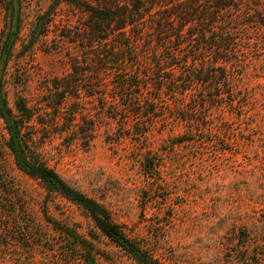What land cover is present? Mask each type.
<instances>
[{
  "label": "rangeland",
  "instance_id": "1",
  "mask_svg": "<svg viewBox=\"0 0 264 264\" xmlns=\"http://www.w3.org/2000/svg\"><path fill=\"white\" fill-rule=\"evenodd\" d=\"M53 4L0 0V76L10 104L25 97L56 133L68 111L58 124L39 103L55 77L69 73V55L78 47L65 35L84 15L61 3L50 33L31 46L38 17ZM246 35L253 49L263 46L264 27L253 24ZM263 53L262 60L252 53L235 106L206 112L211 122L159 121L138 138L136 120L122 127L103 115L97 99L86 98L83 108L97 123L89 147L82 140L70 145L74 135L40 133L38 153L164 263L264 264ZM7 139L0 116V264H138L85 208L20 170Z\"/></svg>",
  "mask_w": 264,
  "mask_h": 264
},
{
  "label": "trees",
  "instance_id": "2",
  "mask_svg": "<svg viewBox=\"0 0 264 264\" xmlns=\"http://www.w3.org/2000/svg\"><path fill=\"white\" fill-rule=\"evenodd\" d=\"M63 2L84 15L81 25L65 35L78 50L69 55V73L55 77L39 104L58 124L65 110L69 118L54 133L25 97L10 104L1 75L0 116L7 146L20 170L41 180L49 193L85 208L98 229L138 264H167L131 238L101 202L71 186L41 159L35 138L40 133L50 138L52 132L74 135L70 145L82 140L89 147L97 123L83 108L86 98L97 99L103 115L122 127L136 120L142 128L135 133L138 138L147 137L159 121L211 122L210 108L235 106L252 53L263 58L264 40L253 49L246 33L253 24L264 27V0H54L38 17L31 46L50 33L54 11ZM14 34L5 43L4 63Z\"/></svg>",
  "mask_w": 264,
  "mask_h": 264
}]
</instances>
